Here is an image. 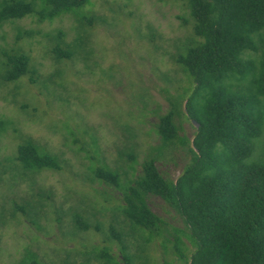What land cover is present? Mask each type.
<instances>
[{"label":"rangeland","instance_id":"rangeland-1","mask_svg":"<svg viewBox=\"0 0 264 264\" xmlns=\"http://www.w3.org/2000/svg\"><path fill=\"white\" fill-rule=\"evenodd\" d=\"M193 26L186 0H88L53 20L34 14L3 22L0 264H104L98 255L105 249L123 260L113 231L124 234L129 254L143 259L137 264H185L175 254V237L165 251L167 234L145 244L146 235L122 222V192L95 179L93 169L136 180L154 159L164 179L180 177L196 123L185 108L195 85L177 59L195 38ZM58 51L69 58L59 59ZM262 54L248 52L245 61L257 65ZM15 57L29 60V73L7 83ZM233 85L238 91L246 83ZM180 96L175 124L189 144L162 150L157 126ZM27 141L57 157L60 169L23 170L14 158ZM146 204L170 227L183 228L161 197L149 195ZM77 220L87 228H77Z\"/></svg>","mask_w":264,"mask_h":264},{"label":"trees","instance_id":"trees-1","mask_svg":"<svg viewBox=\"0 0 264 264\" xmlns=\"http://www.w3.org/2000/svg\"><path fill=\"white\" fill-rule=\"evenodd\" d=\"M186 1L195 38L177 63L195 85L185 107L196 123L188 164L176 181L164 179L154 159L144 164L136 180L124 181L106 167L93 169L94 178L122 192L117 205L125 215L122 222L133 233L146 235L145 244L167 234L162 247L167 251L169 237H175V254L185 264H264V0ZM87 2L1 0L0 26L34 14L41 21L53 20ZM248 52H263L257 65L245 61ZM56 53L59 59L70 56ZM8 67L4 81L12 83L29 73V60L9 58ZM233 82L246 86L236 91ZM181 98L173 100V110L157 126L162 150L189 144L175 124ZM14 160L25 171L60 169L57 157L42 153L31 141L18 146ZM149 195L172 206L183 228H172L155 216L146 204ZM76 225L87 228L78 220ZM112 237L122 246L123 260L105 249L100 261H143L129 254L123 233L113 231Z\"/></svg>","mask_w":264,"mask_h":264}]
</instances>
